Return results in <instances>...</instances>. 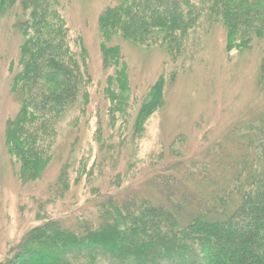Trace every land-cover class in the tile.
Wrapping results in <instances>:
<instances>
[{"label":"trees","instance_id":"1","mask_svg":"<svg viewBox=\"0 0 264 264\" xmlns=\"http://www.w3.org/2000/svg\"><path fill=\"white\" fill-rule=\"evenodd\" d=\"M63 9L61 0H0V19L18 42L7 64L17 113L5 122L2 141L21 184L38 182L56 165L55 195L84 182L89 197L68 212L36 216L0 264H264V0H112L103 7L96 31L103 67L112 69L103 93L113 137L106 142L96 127L89 168L76 156V141L61 139L60 124L71 113L67 127L85 118L92 84L83 39L71 35ZM212 26L225 31L228 59L258 49L251 105L235 120L245 123L233 121L232 137L220 141L176 136L167 167L151 165L144 176L129 160L120 168L129 145L119 138L140 136L163 109L167 83L186 68L179 61L201 63ZM116 39L163 51L168 71L148 89L131 130L128 70ZM167 59L175 66L167 69ZM105 171L110 184H96ZM142 177L152 184H122Z\"/></svg>","mask_w":264,"mask_h":264},{"label":"rangeland","instance_id":"2","mask_svg":"<svg viewBox=\"0 0 264 264\" xmlns=\"http://www.w3.org/2000/svg\"><path fill=\"white\" fill-rule=\"evenodd\" d=\"M61 1L64 3L63 13L71 35L83 39L88 53V73L92 79L90 105L85 118L67 127L66 124L72 122L76 116L71 113L60 124L63 129L61 139L76 141V156L84 160L89 168L96 151V127L100 128L106 142L111 141L113 137L104 122L107 102L103 93L105 80L112 74V69L103 67L96 31L98 13L107 4L112 3V0ZM200 29L195 33L198 34ZM12 36L13 33L4 23V19H0V261L9 249L20 242L24 233L36 225V216L40 213L68 212L65 209L72 208L76 203V206H80L89 197L84 190V182L72 186V194H63L61 198L55 195L53 188L57 176L56 165L33 184H21L14 175L15 171L10 165L2 141L5 122L17 113L7 73V64L16 56L18 44L16 36L14 39ZM204 39V50L200 53L201 63L192 64L188 63V60L184 62L185 59L179 61L186 68L175 72L174 80L167 83L163 109L148 118L140 136H135L129 131L119 138V141L129 145V155L120 161V168L129 160L130 165L142 170L141 176H144L147 167L151 165L167 167V146L179 135L187 142L197 139L199 141L204 137L202 141L206 140L207 143L215 139L220 141L227 134L228 138L232 137L229 125L236 122L238 115L244 113L251 105L253 84L250 82L254 78L253 67L258 57V49L253 47L242 55L233 53L228 59L224 52L225 31L219 26H212ZM115 42L122 49L128 70L130 110L126 126L131 130L137 108L144 101L148 89L160 73L166 70L163 69L165 54L160 50L127 45L121 39H116ZM189 46L191 45L187 43V47ZM181 63H176V66ZM171 65L175 66L167 59V69ZM239 122L245 123H236ZM108 145L106 143L104 147ZM131 148L133 151H130ZM158 157L160 162L157 161ZM155 162L158 164H154ZM105 173L106 171L102 174ZM95 175L94 173L93 177ZM111 178L106 175L104 178L98 177L99 183L96 184H110ZM72 179L73 175L68 177L70 185ZM142 179L143 177L133 182L124 181L122 184H152L149 181L143 183ZM137 188H142V185ZM143 196L153 198L149 192H145Z\"/></svg>","mask_w":264,"mask_h":264}]
</instances>
